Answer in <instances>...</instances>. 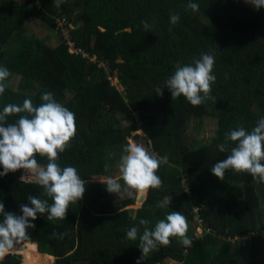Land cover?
Returning <instances> with one entry per match:
<instances>
[{"label":"trees","instance_id":"obj_1","mask_svg":"<svg viewBox=\"0 0 264 264\" xmlns=\"http://www.w3.org/2000/svg\"><path fill=\"white\" fill-rule=\"evenodd\" d=\"M190 2L199 5L195 18L187 8ZM172 14L180 17L174 25ZM260 17L240 0H61L59 7L56 0H0V67L19 79L17 89L5 87L0 94V112L9 104L22 106L25 99L38 107L45 103L42 94L51 92L75 114L76 124V134L58 153L57 163L76 168L84 180L108 173L105 166L137 130L147 151L168 161L156 173L162 186L149 189L140 206L126 207L134 202L133 196L104 201L107 181L86 183L83 198L69 205L65 220L49 221L48 213H38L30 221L35 227L27 229L23 240L27 242L15 243L13 249L21 252L37 243L32 264H52L54 257V264H136L140 241L125 239L126 232L138 227L142 235L140 219L148 220L153 229L175 210L201 228L200 235L190 238V246L170 237L169 246L158 244L141 264L166 258L177 264H208L217 259L227 237L239 240L223 264H264V182L231 169L221 181L211 172L237 144L225 134L238 127L251 132L264 118V17ZM30 19L51 27L60 41L49 46L24 36L19 30ZM60 19L62 28L55 23ZM141 21L150 29L145 30ZM63 29L74 47L88 56L69 52ZM202 54L215 58L210 98L199 106L183 95L172 98L167 79ZM99 64L115 75L124 95L109 84ZM157 88L163 89L162 96ZM21 115L27 114L7 116L5 126ZM206 115L216 119V128L208 142L199 143L187 134V123ZM221 144L225 152L219 151ZM36 160L40 167L48 163L39 154ZM20 171L0 176L5 212L22 215L20 206H31L29 196L51 206L53 200L38 178L21 179ZM165 198L170 204L161 207ZM0 264H21V255L4 256Z\"/></svg>","mask_w":264,"mask_h":264},{"label":"clouds","instance_id":"obj_2","mask_svg":"<svg viewBox=\"0 0 264 264\" xmlns=\"http://www.w3.org/2000/svg\"><path fill=\"white\" fill-rule=\"evenodd\" d=\"M61 0H56L57 7ZM257 9L264 7V0H247ZM188 9L198 11L199 5L188 3ZM180 17L170 15V23L176 24ZM145 30L150 29L146 21H141ZM215 58L211 54H202L193 64L178 67L166 81V88L171 97L183 95L192 106L201 105L206 98H210L211 85L215 82L213 74ZM10 72L6 67H0V94L5 91L6 79ZM157 95H163V89H156ZM203 94V95H201ZM45 102L34 106L30 99H25L23 105L9 104L0 112V166L3 172L0 176L7 175L19 169L29 170L37 175L38 183L43 187L44 193L51 197L53 203L48 205L46 200L29 196L28 204L21 205L22 215L5 212L3 202H0V258L11 249L15 243L27 238V229L34 228L30 221L37 219V214L48 213L49 221L65 220L70 204L78 203L86 191V181L82 179L77 169L71 166L61 168L57 163L58 153L69 147L70 140L76 134L75 114L62 104L58 103L51 92L42 94ZM26 113L21 115L16 123L7 124L6 117L11 114ZM30 117V118H29ZM226 140L237 142L231 149L226 159L215 163L211 172L221 181L227 170L237 173L246 172L254 181L264 182V118L251 132L243 127H238L226 133ZM226 146L219 145V151L225 152ZM123 155L119 163V170L124 181L125 191L129 194L135 192L144 194L149 189H159L162 179L156 174L162 163H167V157H158L150 153L142 145L128 144L123 148ZM47 157L48 163L40 167L36 155ZM108 171V166H105ZM23 177H21L22 179ZM106 189L109 193L119 194L122 185L117 179L109 178ZM169 201L162 202L161 207H167ZM149 221L140 219L139 225L144 226L142 235L139 228L132 227L125 234V239L135 241L139 238L141 257L136 264H141L148 254L157 245L169 246L170 237H178L185 246L191 245L187 238L186 218L179 211H171L166 219L160 220L153 229L148 227Z\"/></svg>","mask_w":264,"mask_h":264},{"label":"rangeland","instance_id":"obj_3","mask_svg":"<svg viewBox=\"0 0 264 264\" xmlns=\"http://www.w3.org/2000/svg\"><path fill=\"white\" fill-rule=\"evenodd\" d=\"M66 1L67 2H73L75 0H66ZM240 2L243 5L249 7L257 15H260L261 16L260 18L264 17V7L257 9L251 3L247 2V0H240ZM196 14H199V12L192 11V10L190 11V15L193 16L194 18L196 16ZM199 19H200L201 23H203V17L200 16ZM55 23L57 24L58 28L63 27L62 22L56 21ZM69 27L74 28L71 23L69 24ZM19 32H22V34L29 39L31 38L30 40H32L35 44L41 43L43 41L45 44H47L49 46H54L60 41L59 37L57 36L55 31L53 32L51 27H49L47 25H43L42 23H40L36 19H30L24 26H21ZM64 38L67 40L66 44H68V42H69L70 46H71L72 42L70 41V37L68 36L67 31L65 29H64ZM33 42H32V44L34 46ZM68 48L70 49L71 47H68ZM94 58H95L94 56H91L92 60H94ZM116 62H119V60L116 59ZM97 67L105 71L104 72L105 78L109 81V84L115 86L116 90L120 94L124 95L123 87H121L117 84L115 75L111 76L109 74V70L107 69L106 65H104V66L103 65H97ZM4 83L6 84V87L13 88L15 90L18 88L19 79H18V77L9 76ZM27 90L30 91L29 89H27ZM133 117H134V120L138 121V117L136 114H133ZM215 128H216V119L209 116V115L203 116L199 120H196L194 118H190L188 123H187V134L189 135L190 138H193L194 141H197L199 143L208 142L209 139L211 138L213 132L215 131ZM126 142H127V145L128 144L142 145L147 150V146L145 144L146 140L143 137L142 132L140 130L131 132L129 137L126 138ZM123 154H124L123 151L121 149H119L118 154L111 161V164L108 165V168H109L108 173H105L103 175H90L88 177V179L85 180L86 183H92V184L100 183L102 181H107L109 178H114L117 180L122 179V174L120 173V170H119V163H120L121 156ZM19 176H20V178L23 177L22 179H26V180L37 179V175L35 173H33L29 170H24V169H21ZM181 181H183V179ZM121 185H122V190L119 194L108 193V194L103 196V200L104 201H113V200L133 196L134 202L130 205H127L126 207L134 209V208L140 206V202L137 201V195L139 193L135 192L133 190L131 192V194H129L128 191L124 190L126 187L124 185V183ZM164 200H165V202L168 201V199H166V198ZM192 211H193V209H192ZM186 222L188 225L187 233H186L187 238L190 239L195 234L199 235L201 233L200 230L197 229L196 224L194 225L193 222L191 223L189 220H186ZM263 234L264 233H262V235ZM177 239L180 241V238L177 237ZM236 239H237V237L224 238L223 243L221 244V246L219 247V249L217 251V259L214 262H209L208 264H223L225 258L227 257V254L231 250V247L233 246L234 242L239 240V239H237V240ZM16 245L17 244H15V247H16ZM15 247H14V249H15ZM14 249H13V247L11 249H9L7 251V253H5L4 256H7V255H10L13 253L20 254L21 255V264L27 263L25 254L21 253L17 249L16 250H14ZM54 261H55V257L53 258L52 264H54ZM36 264H39V263H36ZM157 264H177V262L173 259L166 258Z\"/></svg>","mask_w":264,"mask_h":264},{"label":"bare ground","instance_id":"obj_4","mask_svg":"<svg viewBox=\"0 0 264 264\" xmlns=\"http://www.w3.org/2000/svg\"><path fill=\"white\" fill-rule=\"evenodd\" d=\"M22 242H25V241H22ZM16 249L17 248H15L14 250H16ZM36 250H37L36 244H30L28 247H26L23 250H21V252L24 253L28 257V258H26V262L27 263H25V264H32L31 259H34L36 257ZM18 251H20V250H18ZM40 253H42V252H40ZM45 254H47V253H45Z\"/></svg>","mask_w":264,"mask_h":264},{"label":"built area","instance_id":"obj_5","mask_svg":"<svg viewBox=\"0 0 264 264\" xmlns=\"http://www.w3.org/2000/svg\"><path fill=\"white\" fill-rule=\"evenodd\" d=\"M14 1H18L19 3H23V2H26L27 0H14ZM58 22H62V24H63V20L62 19H60V20H57ZM62 31H64V29L62 30ZM65 39V38H64ZM66 40V39H65ZM67 41V40H66ZM71 41V40H70ZM67 43V42H66ZM68 47H71L70 49H69V51H70V53H76V54H78V53H81L83 56H88V54L87 53H85L83 50H80V49H76L75 47H74V44H73V42H72V45L70 46V43L68 42ZM92 60V59H91ZM94 61H95V58H94ZM99 65H103V64H99ZM104 66V65H103ZM193 211L195 212L196 211V208L194 207L193 208ZM196 217V216H195ZM197 229H199L200 230V232H201V228H199V227H197ZM200 235V234H199Z\"/></svg>","mask_w":264,"mask_h":264},{"label":"water","instance_id":"obj_6","mask_svg":"<svg viewBox=\"0 0 264 264\" xmlns=\"http://www.w3.org/2000/svg\"><path fill=\"white\" fill-rule=\"evenodd\" d=\"M145 194H146V193H144V194L139 193V194L137 195V201L141 203V202L144 200V198H145ZM22 241H23V240H22ZM22 241H20V242H22ZM25 242H26V241H25ZM28 242L33 243V241H28ZM35 243H36V242H35ZM36 247H38L37 243H36ZM37 249H38V248H37Z\"/></svg>","mask_w":264,"mask_h":264}]
</instances>
